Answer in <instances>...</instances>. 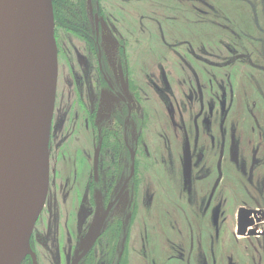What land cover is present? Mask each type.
<instances>
[{
  "label": "rangeland",
  "instance_id": "obj_1",
  "mask_svg": "<svg viewBox=\"0 0 264 264\" xmlns=\"http://www.w3.org/2000/svg\"><path fill=\"white\" fill-rule=\"evenodd\" d=\"M163 3L166 0H136L135 13L139 24L135 36L128 35L124 40L126 55L120 59V64L118 57L121 52L114 56L118 37L107 29L110 28L109 22L113 24L112 19L105 18L104 21L106 53L102 54H106L103 58L106 66L109 64L112 73L116 72L117 79L120 78V72H124V67L129 70L132 66L135 70L136 88L132 87L134 80H127L124 76L120 85L121 93L126 95L132 109L131 121L135 124L137 144L136 153L131 155L134 156L132 172L135 170L132 181L119 202V211L128 212L130 198V220L133 222L124 260L126 264H264V234L246 238L235 233L238 206L258 205L264 210L263 97L258 91L249 89L251 86L247 80L238 82L233 88L236 99L232 102L229 117L234 125H244L242 138H239L241 131H236L240 144L236 146L237 140L233 139L232 149L228 145L225 151L220 148L218 137L215 142H211V132L197 126L200 106L194 102L196 95L190 93L193 92L192 86L186 82L182 84L178 79L183 68L178 71L176 65L182 59L190 58L187 50L163 48L166 42H181L182 36L177 38L172 31L177 28V18L175 16L169 20L167 29V24L163 26L165 35L152 22L151 16L161 18L162 12L157 5L162 6ZM177 3L183 5L187 12L183 26L186 23L192 25L184 29V41L191 40L190 43L194 44L192 38L205 37L210 30L207 25L201 26L200 30L198 26L194 28L193 21H197L192 15L194 0H170L169 11L178 10L175 6ZM160 21L162 26L164 21ZM248 28L251 29L250 22ZM57 35L59 69L56 109L51 125L49 169L51 185L48 204L51 214L44 209L40 217L42 222L47 219L51 221L50 230L54 234L48 238L49 250L45 252L44 247L41 248L39 264H69L71 261L73 254L69 252L68 233L72 234L73 241L76 234L74 211L80 204L86 206L88 203L84 188L91 179V161L96 143L92 139L91 129L86 132L84 128L89 127L80 126L83 125L80 122V98H71L73 93H85L86 81L98 77L92 45L61 27L57 29ZM82 62L85 81L81 90L77 91L75 83L69 80L68 72L73 66L74 72L78 74ZM172 65L173 68L170 67ZM195 70L190 65L184 73L191 71L194 74ZM217 72L219 74L221 69L217 68ZM251 76L258 88L257 75ZM91 83L97 90L99 101L106 103L107 100L109 105H106L113 108L117 97L102 88L96 78L94 81L91 79ZM253 100L256 105L251 109ZM239 101L245 104L244 107L239 105ZM108 106L106 108L109 109ZM246 106H249L248 112ZM221 116L224 114L221 113ZM105 117L109 118L107 115ZM199 123L204 125L210 121L206 117ZM79 130L85 134L81 136L84 142L80 140V145H74L72 139L64 140L66 136L72 138ZM116 136L113 131H105L102 156L106 159V155H113L112 145L115 150H119L123 161L118 168L123 180L129 173L131 160L129 164V154L119 148L118 133ZM198 141L200 143H196ZM216 169L221 179L217 189H214L212 185L218 177ZM65 182L67 189L73 188L72 182H75L77 189L74 197L70 195L72 201L68 204L62 201L58 192ZM53 192L57 196L56 200L53 199ZM55 213L58 223H54ZM258 228L264 230V224ZM92 234L93 231L89 235ZM124 240L125 237H122L121 243ZM85 243L80 241L79 249Z\"/></svg>",
  "mask_w": 264,
  "mask_h": 264
},
{
  "label": "flooded vegetation",
  "instance_id": "obj_2",
  "mask_svg": "<svg viewBox=\"0 0 264 264\" xmlns=\"http://www.w3.org/2000/svg\"><path fill=\"white\" fill-rule=\"evenodd\" d=\"M169 4L170 0H166V3H163L164 6L157 5L162 12V16L161 18L151 16V19L157 25L158 29L161 30L162 34L165 35L163 26L167 24V29L169 20L175 18V16L177 18V28H175L177 32L175 29L172 31L176 33L177 38L182 36L180 38L181 42L177 44L166 42L163 48L168 47L169 49H173V51L185 48L189 54L190 58L186 57V60L182 59L178 63L179 65H176V68L178 71L183 68L180 70L181 76H178V79L180 82L182 81V84L186 82L192 86L193 92L190 93L196 95L194 102H197L200 106L199 112H197V126L199 129L203 127L205 131L211 132V142H215V139L218 137L220 148L225 149V151L228 145L232 149L233 139L237 140L236 146H239V138H242L244 135V125H234L232 120H230V113L233 108L232 102L236 99L233 96L234 86L236 87L240 81L244 83L247 80V83L251 86L249 89L258 91L263 97L262 101L264 102V0H194V11L192 15L197 20L193 21L194 28L198 26L200 30L201 26L205 27L207 25L210 30V32L206 33L205 37L195 36L192 38L194 44L190 43L191 40L185 42L184 40L186 39L183 38L184 29L190 25L186 23L184 24L185 27L183 26L187 14L183 9V5L177 3L175 6H177L178 10L171 12L169 11ZM52 8L54 15V37L57 50L59 47L57 29L59 27L68 33L71 32L81 36L86 42L92 45L91 50L96 60V75L98 77L91 79L94 81L96 78L102 88H106L109 93L117 97L116 104L113 108L112 106H108L107 100L106 103L108 105L104 101H99L96 94L97 90L94 89L91 79L86 81L85 93L83 91L77 95L73 93L71 97L73 99L75 97L80 98L82 102L81 107H79V111H81L80 122L83 124L80 126L89 127V129L84 128L86 132L91 129L92 139L96 143L91 161V179L85 184L84 188L88 203L86 206L80 204L74 211L76 217L75 231L77 235L75 234L73 241L72 234L70 232L68 233L69 238L67 241L69 242V252L73 254L69 264H126L124 255L128 251V235L132 233L133 229V222L130 220L129 210L131 201L129 198L127 204L128 212L119 211V202L126 191L127 185L132 181L131 179L135 170L132 172L134 156L131 157V155L136 153L137 144L135 143L136 134H134L135 124L131 121L132 109L130 103L126 100V95L121 93L120 85L122 77L124 76L127 80H134L132 87L135 89V70H133L134 67L132 66H130L129 70L124 67V72L121 71L120 78L117 79L116 72L114 71L112 73L109 64V67L106 66L105 60L103 59L106 54L103 55L102 52L106 53L104 21L105 18L108 20L112 19L113 24L109 21V23L107 22L111 29L109 27L107 29L112 30L110 33L118 37V47L114 49V56L117 52H121V55L118 57L119 64L121 63L120 59L122 60L125 57L126 50L124 51V49L126 45L124 40H126V36L128 35L130 37L135 36L136 26L139 24L135 13L136 0H52ZM160 19L164 21L162 26ZM249 22L251 24L250 30L248 28ZM69 52L70 50L68 49ZM190 65H193L196 69L193 72L194 74L191 71H187L185 74L184 71ZM170 67L173 68V65ZM217 68L221 69L219 74ZM79 69L80 71L77 74V71L74 72V68L71 66L68 72L69 80L75 83L77 91L81 90L85 81L83 62ZM252 74L258 77V88L257 84L253 82L254 78L251 76ZM90 91L92 94L88 95ZM56 97L57 83L51 125H53L54 121ZM238 103L241 107L245 105L240 103V101ZM255 105L256 102L254 100L251 101V109ZM107 106L109 109L106 108ZM106 110H108L107 114ZM248 110H250L249 106H246V111L248 112ZM221 113L224 116L219 117ZM105 115L109 118L105 117ZM206 117L210 123H203L204 126L199 122L203 121ZM260 126L261 124L259 128ZM238 129L241 131L239 138L236 133ZM106 130L108 132L113 131L114 136L118 133L119 148H122L125 154H129V164L131 160V165H129V173L123 180L118 168L120 162L123 161V159H120L122 156H120L119 150H115L114 145H112L113 155H106V159L102 156L103 146L101 145H103ZM261 132L262 138L264 139V125L261 127ZM83 135L85 134L79 130L73 134L72 138L69 139L66 136L64 140L72 139L71 142L74 145H80V140L84 142ZM51 138L52 127L50 128L49 135V169ZM184 138L186 140V137ZM196 143H200V141ZM134 149L135 151H133ZM212 149L215 150V146ZM201 151L204 155L202 147ZM252 171L253 168L251 174ZM216 173L218 177L214 185H212L214 189H217L221 179L220 172L217 170ZM76 176L79 178L78 174ZM72 184L73 188L71 187L70 189L66 188L67 182L64 185L61 184L58 188L59 196L64 203L68 204V202H71L72 198L70 195L72 194V197H74L76 194L75 182H72ZM50 185L49 172L46 199L35 221L29 241L34 258L30 254H27L20 264H33V260H35L36 264H39L38 260L41 248L44 247L45 252L49 250L48 238L54 234L50 230L52 224L49 219L46 222H42L40 217L44 209L47 210L49 215L51 214L48 204ZM52 196L56 200L57 196L54 192ZM241 207L251 210V214L248 217L252 218L253 224L246 227V232L254 230V235H238L236 233L237 212ZM258 214H262L264 217V210L258 205L248 206L243 204L238 206L235 214L236 235L246 238L262 236L264 230L258 227L264 224V219L256 221L255 219L258 218ZM54 221V223H58L57 213H55ZM91 231H93L92 236H90ZM94 236L96 238L88 248V244ZM122 237H125L123 243H121ZM80 241H86L81 249H79ZM122 244L124 245L123 247Z\"/></svg>",
  "mask_w": 264,
  "mask_h": 264
},
{
  "label": "water",
  "instance_id": "obj_3",
  "mask_svg": "<svg viewBox=\"0 0 264 264\" xmlns=\"http://www.w3.org/2000/svg\"><path fill=\"white\" fill-rule=\"evenodd\" d=\"M57 70L52 0H0V264L34 258L29 241L48 190ZM250 214L238 209V235L255 234L246 232Z\"/></svg>",
  "mask_w": 264,
  "mask_h": 264
},
{
  "label": "bare ground",
  "instance_id": "obj_4",
  "mask_svg": "<svg viewBox=\"0 0 264 264\" xmlns=\"http://www.w3.org/2000/svg\"><path fill=\"white\" fill-rule=\"evenodd\" d=\"M258 218H256L255 220L258 221L259 219H264V217L262 216V214H258L257 216ZM257 232H259L257 229H255Z\"/></svg>",
  "mask_w": 264,
  "mask_h": 264
}]
</instances>
